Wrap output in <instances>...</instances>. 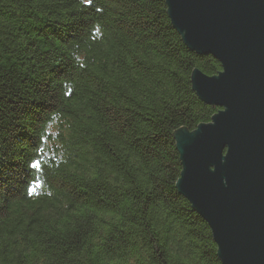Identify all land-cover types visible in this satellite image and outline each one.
<instances>
[{"label": "trees", "instance_id": "obj_1", "mask_svg": "<svg viewBox=\"0 0 264 264\" xmlns=\"http://www.w3.org/2000/svg\"><path fill=\"white\" fill-rule=\"evenodd\" d=\"M195 70L166 0H0V264H222L177 188Z\"/></svg>", "mask_w": 264, "mask_h": 264}, {"label": "water", "instance_id": "obj_2", "mask_svg": "<svg viewBox=\"0 0 264 264\" xmlns=\"http://www.w3.org/2000/svg\"><path fill=\"white\" fill-rule=\"evenodd\" d=\"M184 44L217 75H192L208 124L175 133L178 191L209 225L222 264H264V0H166Z\"/></svg>", "mask_w": 264, "mask_h": 264}, {"label": "snow or ice", "instance_id": "obj_3", "mask_svg": "<svg viewBox=\"0 0 264 264\" xmlns=\"http://www.w3.org/2000/svg\"><path fill=\"white\" fill-rule=\"evenodd\" d=\"M91 2V0H89V3ZM32 167L33 168H37V167H39V161H37L36 163H34L33 165H32Z\"/></svg>", "mask_w": 264, "mask_h": 264}]
</instances>
